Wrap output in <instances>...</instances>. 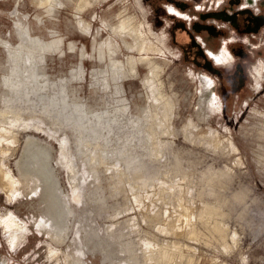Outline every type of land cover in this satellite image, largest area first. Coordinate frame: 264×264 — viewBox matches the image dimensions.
Segmentation results:
<instances>
[{
    "label": "rangeland",
    "instance_id": "1",
    "mask_svg": "<svg viewBox=\"0 0 264 264\" xmlns=\"http://www.w3.org/2000/svg\"><path fill=\"white\" fill-rule=\"evenodd\" d=\"M150 1L0 0V264H264V83L204 113Z\"/></svg>",
    "mask_w": 264,
    "mask_h": 264
},
{
    "label": "flooded vegetation",
    "instance_id": "2",
    "mask_svg": "<svg viewBox=\"0 0 264 264\" xmlns=\"http://www.w3.org/2000/svg\"><path fill=\"white\" fill-rule=\"evenodd\" d=\"M150 3L154 19L164 16L170 20L167 24L170 43L188 67L186 75L193 85L192 95H200L199 108L204 113L229 109L233 101L248 94L250 84L260 91L264 83V50L258 41L264 29V0H151ZM216 56L222 62L217 63ZM43 177L58 184L50 171ZM48 222L44 221L46 228L52 226ZM14 234L18 235V241L19 234Z\"/></svg>",
    "mask_w": 264,
    "mask_h": 264
},
{
    "label": "bare ground",
    "instance_id": "3",
    "mask_svg": "<svg viewBox=\"0 0 264 264\" xmlns=\"http://www.w3.org/2000/svg\"><path fill=\"white\" fill-rule=\"evenodd\" d=\"M135 43V42H134ZM137 47V46H136ZM135 62V61H134ZM164 112H166V110L164 111ZM122 113V112H121ZM124 114V113H123ZM191 128H192V124L191 125H189V126H187L186 127V134L188 133V131H190L191 130ZM0 131H1V128H0ZM193 130H191L190 131V137H192L193 136ZM165 133H167V130L165 131ZM6 134V133H5ZM5 134H3V135H0V137H3V136H5ZM195 137V136H194ZM193 137V138H194ZM209 137H210V142H212V143H215V144H218L219 143V141H221V140H219L218 138V140L216 139V138H214L213 136H210L209 135ZM192 138V139H193ZM194 141V140H193ZM215 144H214V146H215ZM5 224H6V227L7 228H12V227H16L17 226V223H16V221L12 218V216H9L7 219H6V221H5ZM14 238H15V235H14ZM79 261H81V260H79ZM78 264H82L81 262L80 263H78Z\"/></svg>",
    "mask_w": 264,
    "mask_h": 264
},
{
    "label": "crops",
    "instance_id": "4",
    "mask_svg": "<svg viewBox=\"0 0 264 264\" xmlns=\"http://www.w3.org/2000/svg\"><path fill=\"white\" fill-rule=\"evenodd\" d=\"M29 27H30V30H31V33L33 34V35H38V34H35L34 33V30H33V27L31 26V25H29ZM58 38H60V37H58ZM62 38V37H61ZM57 39V38H56ZM63 45V44H62ZM74 47V45H72V48ZM51 48H53V50H59V52H61V53H63L64 52V49L62 48V46H61V48L60 49H57V48H55L54 46L53 47H47V49H46V51L47 50H50ZM46 51L45 52H43V54L44 55H47L46 54Z\"/></svg>",
    "mask_w": 264,
    "mask_h": 264
},
{
    "label": "snow or ice",
    "instance_id": "5",
    "mask_svg": "<svg viewBox=\"0 0 264 264\" xmlns=\"http://www.w3.org/2000/svg\"><path fill=\"white\" fill-rule=\"evenodd\" d=\"M169 11H171V10H169ZM208 55H212V54H211V53H208ZM215 60H216L217 63L222 62V61L220 60V57H219V56H216V57H215ZM205 79H207V78H205Z\"/></svg>",
    "mask_w": 264,
    "mask_h": 264
}]
</instances>
